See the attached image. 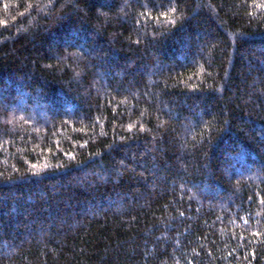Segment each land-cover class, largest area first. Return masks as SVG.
<instances>
[{
    "label": "trees",
    "instance_id": "obj_1",
    "mask_svg": "<svg viewBox=\"0 0 264 264\" xmlns=\"http://www.w3.org/2000/svg\"><path fill=\"white\" fill-rule=\"evenodd\" d=\"M0 264H264V0H0Z\"/></svg>",
    "mask_w": 264,
    "mask_h": 264
}]
</instances>
